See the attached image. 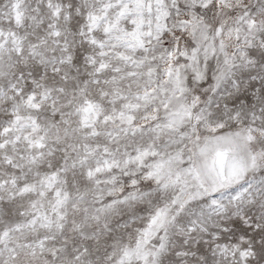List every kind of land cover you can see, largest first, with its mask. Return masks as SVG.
I'll use <instances>...</instances> for the list:
<instances>
[{
	"label": "snow or ice",
	"instance_id": "6c2138e0",
	"mask_svg": "<svg viewBox=\"0 0 264 264\" xmlns=\"http://www.w3.org/2000/svg\"><path fill=\"white\" fill-rule=\"evenodd\" d=\"M0 264H264V0H0Z\"/></svg>",
	"mask_w": 264,
	"mask_h": 264
}]
</instances>
